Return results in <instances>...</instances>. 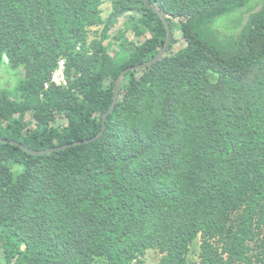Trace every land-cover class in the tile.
Returning <instances> with one entry per match:
<instances>
[{"label": "trees", "instance_id": "1", "mask_svg": "<svg viewBox=\"0 0 264 264\" xmlns=\"http://www.w3.org/2000/svg\"><path fill=\"white\" fill-rule=\"evenodd\" d=\"M149 1L172 43L124 75L99 140L0 142V264H187L199 236V264H264V0L229 34L217 19L252 0ZM102 3L0 0V64L22 72L0 91L1 139L98 136L119 74L164 48L145 0H112L107 19ZM123 18L144 40L109 41Z\"/></svg>", "mask_w": 264, "mask_h": 264}, {"label": "rangeland", "instance_id": "2", "mask_svg": "<svg viewBox=\"0 0 264 264\" xmlns=\"http://www.w3.org/2000/svg\"><path fill=\"white\" fill-rule=\"evenodd\" d=\"M101 10L103 19H107L112 11V0H102ZM261 0H252L246 8L242 11H238L236 13H232L221 18H218L215 22V27L223 34H229L233 30L239 27L238 21L243 17H248L250 11L252 12L253 8L257 7V4H260ZM177 21V20H176ZM126 19L123 18L119 21L116 28L110 31L109 33V41H113L115 35L123 32V34L135 43H140L144 38H139L135 35L132 30H123L124 23ZM103 30V26H96L90 28L88 35V42L91 43L95 39H99L101 32ZM177 43L174 45L171 50L172 53H176L178 50L182 49L186 44L183 40L181 33L176 31ZM64 60L60 61L59 68L53 74V81L60 85L66 86V76L64 73ZM6 64H0V91L5 90L6 88H13L15 84L19 82L22 76V72L20 69H13L6 67ZM201 238L197 237L194 242L190 245L189 252L187 254V264H199V252H200ZM162 260V254L158 250H149L147 254L143 257L144 264H160ZM1 263V261H0Z\"/></svg>", "mask_w": 264, "mask_h": 264}, {"label": "water", "instance_id": "3", "mask_svg": "<svg viewBox=\"0 0 264 264\" xmlns=\"http://www.w3.org/2000/svg\"><path fill=\"white\" fill-rule=\"evenodd\" d=\"M145 4H146V6L148 8L152 9L154 12H156L162 18V20H163V22H164V24L166 26V29H167V41H166V44H165L164 48L159 52V54L152 61H150L148 63H145V64L138 65V66H132V67L126 68L125 70H123L119 74V76L117 77V79L115 81V84H114V89H113L114 97H113L112 106L105 113V115L103 116V125H102L101 132L99 133L98 136H96V137H94L92 139L77 141V142H73V143H70V144H66V145H63V146H59V147H55V148H51V149H47V150H31V149H28L27 147H25L24 145H22L21 143H18V142L14 141V140H9V139H1L0 138V142L13 144L15 146H18V147L24 149L25 151H27V152H29V153H31L33 155H45V154H50V153H53V152L62 151V150H65V149H68V148H71V147H74V146L87 144V143H91V142H95V141L99 140L104 135V132H105V129H106V121H107L108 116L115 110L116 105L118 103V100H119V85H120V82H121L122 78L124 77V75H126L129 72H133V71H136V70H140V69H144L146 67L153 66L154 64L159 62L165 56V54L167 53V51H168V49H169V47H170V45L172 43L171 27H170L168 19L166 18L164 13L158 7L150 4L149 0H145Z\"/></svg>", "mask_w": 264, "mask_h": 264}]
</instances>
